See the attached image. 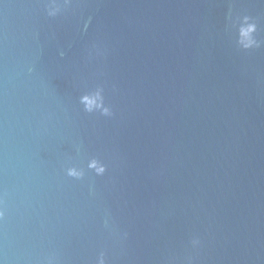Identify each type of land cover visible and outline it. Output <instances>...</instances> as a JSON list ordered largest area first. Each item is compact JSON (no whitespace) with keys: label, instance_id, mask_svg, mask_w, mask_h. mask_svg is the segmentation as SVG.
<instances>
[{"label":"water","instance_id":"1","mask_svg":"<svg viewBox=\"0 0 264 264\" xmlns=\"http://www.w3.org/2000/svg\"><path fill=\"white\" fill-rule=\"evenodd\" d=\"M48 2L0 0V264H264V0Z\"/></svg>","mask_w":264,"mask_h":264},{"label":"clouds","instance_id":"2","mask_svg":"<svg viewBox=\"0 0 264 264\" xmlns=\"http://www.w3.org/2000/svg\"><path fill=\"white\" fill-rule=\"evenodd\" d=\"M69 0H63V5L57 2V0H49L48 4L46 5V11L48 16H55L57 15L63 6H67ZM90 19V18H89ZM225 30H229L234 28L236 32V45L242 50H248L251 48H259L264 44V41H260L256 39V32H257V23L254 19L247 15L238 16L235 19L233 18L231 12V5H229L228 10L225 12ZM88 27V21H85L84 28ZM63 52H60L59 55L63 56ZM28 72H32V68H28ZM103 95L102 89L97 87L94 90L85 92L79 97V103L83 106V110L87 113H93L99 111L101 115L110 116L111 110L109 107L104 106L103 103ZM79 146H77L76 151L79 152ZM88 169L94 171L97 176L103 175L106 171L105 165L100 162L96 158L90 159V163L87 166ZM66 175L75 179H81L84 176V171L82 169H78L76 167H67L66 168ZM91 194V189L89 190ZM3 213L0 212V216ZM104 227H109V221L106 217L104 219ZM190 244L193 249H196L200 241L198 238H192L190 240ZM193 257L191 255L186 257L187 264H192ZM96 264H105V254L101 251L96 258Z\"/></svg>","mask_w":264,"mask_h":264}]
</instances>
